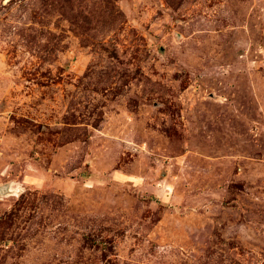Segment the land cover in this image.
Segmentation results:
<instances>
[{
	"label": "rangeland",
	"instance_id": "1",
	"mask_svg": "<svg viewBox=\"0 0 264 264\" xmlns=\"http://www.w3.org/2000/svg\"><path fill=\"white\" fill-rule=\"evenodd\" d=\"M0 264H264V0H0Z\"/></svg>",
	"mask_w": 264,
	"mask_h": 264
},
{
	"label": "bare ground",
	"instance_id": "2",
	"mask_svg": "<svg viewBox=\"0 0 264 264\" xmlns=\"http://www.w3.org/2000/svg\"><path fill=\"white\" fill-rule=\"evenodd\" d=\"M6 1H8V0H6Z\"/></svg>",
	"mask_w": 264,
	"mask_h": 264
}]
</instances>
